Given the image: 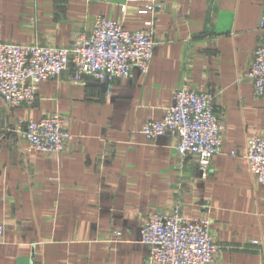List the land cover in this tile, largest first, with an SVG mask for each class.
<instances>
[{"label": "crops", "instance_id": "1", "mask_svg": "<svg viewBox=\"0 0 264 264\" xmlns=\"http://www.w3.org/2000/svg\"><path fill=\"white\" fill-rule=\"evenodd\" d=\"M153 1L161 12L142 14ZM99 18L128 31L153 23L150 71L106 86L75 83L69 69L31 106L0 96V264H158L140 242L144 219L176 210L210 222L211 264H264V186L245 157L264 137V98L246 77L264 0H0V42L66 48ZM184 86L214 96L225 129L206 178L177 138L142 133ZM55 113L72 136L63 152L27 154L26 124Z\"/></svg>", "mask_w": 264, "mask_h": 264}, {"label": "built area", "instance_id": "2", "mask_svg": "<svg viewBox=\"0 0 264 264\" xmlns=\"http://www.w3.org/2000/svg\"><path fill=\"white\" fill-rule=\"evenodd\" d=\"M162 8L161 3L153 1L142 14L157 15ZM145 27L128 31L116 21L99 18L90 36L78 37L66 48L0 42V96L13 109L31 106L41 83L56 80L69 69L74 82L82 84L93 79L111 86L132 79L137 72L145 76L158 46L153 23ZM246 77L252 81L256 96L264 98V40L255 51ZM224 130L215 112L214 96L184 86L175 92L163 118L147 121L142 133L149 140L177 138L179 154L197 160L206 178L213 158L222 153ZM25 138L27 154H60L72 136L67 120L55 113L40 121H29ZM245 157L254 179L264 186V137L248 140ZM3 230L0 226V236ZM140 242L150 248V258L158 264H211L218 253L210 222L188 223L177 210L171 214L149 213Z\"/></svg>", "mask_w": 264, "mask_h": 264}]
</instances>
